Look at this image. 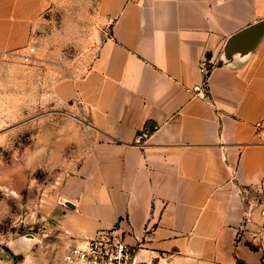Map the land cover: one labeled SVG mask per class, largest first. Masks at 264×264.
Returning a JSON list of instances; mask_svg holds the SVG:
<instances>
[{
    "label": "crops",
    "instance_id": "obj_1",
    "mask_svg": "<svg viewBox=\"0 0 264 264\" xmlns=\"http://www.w3.org/2000/svg\"><path fill=\"white\" fill-rule=\"evenodd\" d=\"M54 1L0 0V53L26 45ZM95 2L98 54L57 86L94 137L67 179L63 231H111L168 264H264V191L242 194L264 189V34L225 56L264 0Z\"/></svg>",
    "mask_w": 264,
    "mask_h": 264
},
{
    "label": "rangeland",
    "instance_id": "obj_2",
    "mask_svg": "<svg viewBox=\"0 0 264 264\" xmlns=\"http://www.w3.org/2000/svg\"><path fill=\"white\" fill-rule=\"evenodd\" d=\"M97 8L56 0L26 45L0 55V264H61L83 241L62 229L63 194L94 137L57 86L82 78L96 58Z\"/></svg>",
    "mask_w": 264,
    "mask_h": 264
},
{
    "label": "built area",
    "instance_id": "obj_3",
    "mask_svg": "<svg viewBox=\"0 0 264 264\" xmlns=\"http://www.w3.org/2000/svg\"><path fill=\"white\" fill-rule=\"evenodd\" d=\"M30 52L35 48L30 47ZM6 56V53H0ZM216 62L211 57H203L199 62V70L205 80L215 67ZM262 187H246L242 189L244 200L250 203L254 198H260ZM261 199V198H260ZM250 220V212L246 213ZM61 264H161L159 259H142L135 245L127 243L111 231H99L93 236L83 238L68 248Z\"/></svg>",
    "mask_w": 264,
    "mask_h": 264
},
{
    "label": "water",
    "instance_id": "obj_4",
    "mask_svg": "<svg viewBox=\"0 0 264 264\" xmlns=\"http://www.w3.org/2000/svg\"><path fill=\"white\" fill-rule=\"evenodd\" d=\"M264 34V21H260L242 31L235 34L232 38L229 39L226 48H225V56L227 59L232 58V54H234L238 49L243 48L246 50H251L260 37ZM250 42L249 46L245 48V44ZM243 46V47H241ZM64 204L69 208H75V204L69 200L64 201ZM244 264V263H239Z\"/></svg>",
    "mask_w": 264,
    "mask_h": 264
},
{
    "label": "trees",
    "instance_id": "obj_5",
    "mask_svg": "<svg viewBox=\"0 0 264 264\" xmlns=\"http://www.w3.org/2000/svg\"><path fill=\"white\" fill-rule=\"evenodd\" d=\"M252 248L256 249L255 247H252Z\"/></svg>",
    "mask_w": 264,
    "mask_h": 264
}]
</instances>
